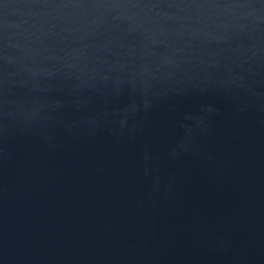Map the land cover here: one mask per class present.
<instances>
[{
    "label": "water",
    "instance_id": "95a60500",
    "mask_svg": "<svg viewBox=\"0 0 264 264\" xmlns=\"http://www.w3.org/2000/svg\"><path fill=\"white\" fill-rule=\"evenodd\" d=\"M0 264H264V0H0Z\"/></svg>",
    "mask_w": 264,
    "mask_h": 264
}]
</instances>
